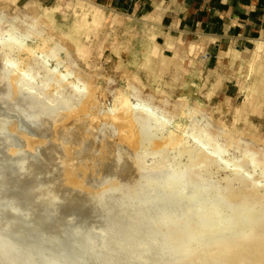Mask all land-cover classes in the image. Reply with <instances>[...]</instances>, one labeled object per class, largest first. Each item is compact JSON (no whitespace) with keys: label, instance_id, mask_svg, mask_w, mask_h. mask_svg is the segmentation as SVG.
Masks as SVG:
<instances>
[{"label":"rangeland","instance_id":"374dc122","mask_svg":"<svg viewBox=\"0 0 264 264\" xmlns=\"http://www.w3.org/2000/svg\"><path fill=\"white\" fill-rule=\"evenodd\" d=\"M134 4L0 0V43L22 38L32 28L31 19L38 17L35 28L46 47H66L69 55L61 49L60 59L74 61L92 75L94 116L114 105L117 92L171 110L183 98L189 108L197 109H185L175 119L183 145L156 148L146 142L129 148L100 118L92 128L90 118L83 117L78 131L96 129L94 137L106 135L111 142L98 147L105 161L100 173L87 174L90 190L79 191L62 178L51 139L29 150L20 135L42 130V120L57 110L68 92L45 86L42 45L38 38H28L35 55L29 60L21 55L29 70L19 72L22 83H17V89L27 90L26 97L32 98L28 107L9 101L12 87L0 69V264H210L211 258L197 256L213 251L219 239L242 238L247 229L264 222V198L244 202L225 194L226 185L241 184L233 178L232 164L245 162L249 177L263 175L264 41L229 45L196 31L176 42L158 40L149 24L132 16ZM258 42L262 47L257 52ZM54 66L50 61L49 67ZM3 67L9 65L0 52ZM175 121L168 126L174 128ZM224 132L233 133L237 141L229 143ZM201 143L209 154L218 152L217 162L194 163L190 148ZM252 155L257 163L250 162ZM125 158L139 165L123 176L115 168ZM172 174L176 176L169 178ZM158 203L168 204L159 218L142 220ZM175 205L182 215L188 214L183 224L170 217ZM59 221L63 224L58 226ZM199 221H205L206 228L195 233ZM49 227L55 233L50 234Z\"/></svg>","mask_w":264,"mask_h":264},{"label":"bare ground","instance_id":"6f19581e","mask_svg":"<svg viewBox=\"0 0 264 264\" xmlns=\"http://www.w3.org/2000/svg\"><path fill=\"white\" fill-rule=\"evenodd\" d=\"M38 22V17L31 19L32 28L26 31L19 40H13L14 38H12L0 43V52L4 54V59L9 65V68L3 67L0 69H2L3 76L8 81L7 83L12 87L7 93L9 101L15 107H28L30 102H32V98L26 97L27 90L25 92L17 89V83L21 82L19 72L26 74L29 70V68H27L28 70L24 68V65L28 67L29 63H25L26 60L21 55L26 54L27 60L35 55V49L27 43L28 38H38L40 40V45H42L40 52L43 57L40 65L45 70V86L48 90L54 89L62 93L63 88L67 89L68 92L65 94L63 101L59 103L57 110L51 112L48 119L42 120L44 125L42 130L20 135L24 139V146L29 150L34 149L39 144H43L47 138L51 139L53 149L59 153L58 165L62 168L61 176L66 183L76 187L79 191L90 190L91 183L86 182L90 175L87 174L89 172H91V175L100 173L105 161V158L102 157L101 148L98 149V147L108 145L111 142L110 138L105 137L106 135H102L101 138L94 137L96 135L95 132H97L96 129L92 131V129L82 127V131H78V128H80L79 124H83V117L85 116L90 118L88 125L92 128L96 125L99 118L105 125H110L113 134H116L115 139L132 149H136L138 145L144 142L152 148L184 144V137L178 133L181 128L180 122L175 121V119L180 115H184L185 109H188L189 113L191 111L196 112L197 109L189 108L183 98L175 102L171 110V108L168 109L167 107H154L139 97L130 100L128 96L120 95L117 92L118 95H116L114 105L103 112L100 117L94 116L92 108L95 104L94 92L96 86L92 81V75L76 67L74 61L69 62V60L60 59L58 51L61 49L69 55L66 47L57 43L52 48L46 47L44 36H42L40 30L35 28ZM261 47V42H258L255 47L256 51L258 52ZM12 53L16 55L15 58L12 57ZM52 60L55 61V66L50 68V61ZM60 67H64V72L60 70ZM160 102L169 104L167 99H161ZM156 108L159 109V113L155 111ZM23 111L27 110L24 109ZM23 113L25 114V112ZM39 114L37 113L34 116H39ZM172 121H175L174 128L168 126ZM141 127H147L149 130L144 132ZM204 132L210 138L213 137V134L207 131ZM224 133L229 143L237 141L233 133ZM190 149L195 151L196 161L194 163L217 162L218 152L213 151L212 154H209L208 151H205V145L202 143L201 146L193 145ZM250 162L257 163L258 158L252 155L250 156ZM136 163L139 165V162H136L135 159L133 161L125 158L116 163L115 169L123 176L127 175V173L132 174L136 168L133 165ZM128 165L132 166V168H130L129 172H126L125 169ZM232 165H235L230 168L232 175H234L233 178L240 180L241 184L236 188L228 186L230 184L226 185L225 194L234 199H243L244 202L263 199L264 163L262 162L263 175L252 177H249L251 175L250 171L243 168L245 162ZM243 171L247 177L241 174ZM175 176L172 174L169 178ZM166 206H168L166 203L164 205L162 203L152 204L147 214L142 217V220L150 221L152 218H159V214L166 210ZM178 207V205H175L170 217L173 218L176 224L178 222L183 224L188 214L185 213V215L183 213L182 215V210ZM204 223L206 222H197L195 233L202 230V228H206ZM62 224L61 221L57 223L58 226ZM47 230L50 231V234L55 233L50 227ZM246 233H248L246 236L239 239H219L215 242V246L212 247L213 251L206 249L197 258L199 259L201 256L211 258L210 264H264V222L257 228L247 229ZM26 243L33 248H39L40 246L38 242ZM215 249H218L217 254Z\"/></svg>","mask_w":264,"mask_h":264},{"label":"crops","instance_id":"0c3cea01","mask_svg":"<svg viewBox=\"0 0 264 264\" xmlns=\"http://www.w3.org/2000/svg\"><path fill=\"white\" fill-rule=\"evenodd\" d=\"M133 1L132 16L149 24L158 40L176 42L196 31L229 45L264 41V0Z\"/></svg>","mask_w":264,"mask_h":264}]
</instances>
